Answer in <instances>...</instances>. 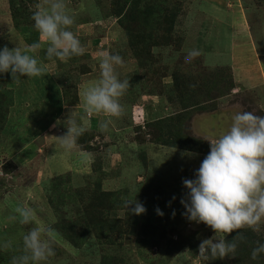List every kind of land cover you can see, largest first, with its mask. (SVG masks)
Returning a JSON list of instances; mask_svg holds the SVG:
<instances>
[{
	"label": "rangeland",
	"instance_id": "obj_1",
	"mask_svg": "<svg viewBox=\"0 0 264 264\" xmlns=\"http://www.w3.org/2000/svg\"><path fill=\"white\" fill-rule=\"evenodd\" d=\"M143 2L158 3L178 16L174 32L170 34L163 28L155 32V36L167 38L152 49L153 59L146 63L136 60L116 20L102 18L109 0H101V8L94 0H67L68 10L75 17L72 31L86 51L66 62L44 63L41 54L47 44L39 40L34 27L15 29L7 0H0V48L23 49L40 42L41 49L32 54L44 69L40 77H22L17 82L7 73L8 81H0V93L5 91L9 98L8 91L12 90L16 100V105L12 100L7 114L0 118V246L11 244L0 247V264H11L14 256L22 254V237L35 226L19 222L15 211L18 206L35 209L38 220L55 229V256L47 264H100L104 259L117 264H207L198 255V248L214 233L203 223L189 222L180 203L181 199L187 200L182 181L194 179L207 155L157 145L154 139L158 131L153 125L184 113H179L181 101L175 98L174 71L185 76L203 71L192 75L200 78L207 69L216 67L225 68V86L231 81L240 85L235 84L223 95L220 93L225 87L220 88L206 103L185 112L188 118L180 128L182 135L209 144L230 128L234 114L251 111L264 116V0ZM39 6L46 7L45 0H40ZM95 8L101 10V16ZM36 10L38 7L33 8ZM191 49L200 50L201 55L186 63L185 56ZM102 51L124 58L125 66L117 71L120 79L130 84L121 98L124 114L112 118L107 130L102 128L106 117L89 116L81 96L100 78ZM68 116L78 119L85 128L78 140L80 148L71 153L53 138L66 133L63 121ZM57 119L62 123L52 127ZM81 149L90 153L87 162H81ZM186 152L191 155H182ZM68 175L71 180H66ZM62 179L65 181L60 191H51ZM97 185L101 192L113 193L102 208L115 207L107 220L119 219L118 229L107 233L118 239L111 245L98 241L92 232L79 250L61 236L56 226L81 214V206L69 192L87 191L86 198L90 196L96 203L100 194ZM135 199L144 205V214H128L125 202ZM157 208L163 216L157 215ZM256 231L264 235V220ZM188 238L196 240V254L189 244L179 248V241ZM222 262L231 264L228 257Z\"/></svg>",
	"mask_w": 264,
	"mask_h": 264
},
{
	"label": "clouds",
	"instance_id": "obj_2",
	"mask_svg": "<svg viewBox=\"0 0 264 264\" xmlns=\"http://www.w3.org/2000/svg\"><path fill=\"white\" fill-rule=\"evenodd\" d=\"M45 3L47 6H38L31 19L39 40L47 44L46 57L66 62L74 56H82L86 49L72 31L75 17L68 10L67 0H45ZM41 47L40 42H33L23 49L18 46L0 48V75L10 73L12 80L17 82L22 77L42 76L44 69L32 54ZM200 55V50L191 49L185 62L191 63ZM124 66L121 55L100 52V78L81 93L84 110L89 116L103 114L106 117L102 125L104 130L113 122L112 118L121 117L125 111L121 98L130 84L127 79L121 80L117 71ZM61 123L57 119L52 127ZM63 126L66 133L53 138L62 149L71 153L80 148L78 140L85 128L78 119L70 116L63 121ZM208 142L209 153L195 171L194 179L182 181L187 200L181 199L180 203L189 222L203 223L213 231L212 237L201 241L198 255L204 261H215L235 257L238 240L243 239L239 230L245 227L258 230L264 220V116L251 111L238 112L232 117L230 128ZM79 157L81 162H87L90 153L81 149ZM125 208L129 215L139 216L146 211L136 199L126 201ZM15 211L21 224L35 226L23 235L22 254L14 256L11 264H47L49 258L55 256V229L39 221L35 209L29 206H18ZM156 213L163 216L158 208ZM233 232L237 235L231 240L226 239ZM10 246L8 243L0 247ZM262 254L264 243H258L251 251V259L255 261Z\"/></svg>",
	"mask_w": 264,
	"mask_h": 264
},
{
	"label": "trees",
	"instance_id": "obj_3",
	"mask_svg": "<svg viewBox=\"0 0 264 264\" xmlns=\"http://www.w3.org/2000/svg\"><path fill=\"white\" fill-rule=\"evenodd\" d=\"M94 1L97 2L101 8V0ZM7 2L14 28L31 29L34 23L31 19L32 14L35 12L33 8L39 6L40 0H7ZM143 3V0H109V7L102 18H114L116 20V24L124 31L128 47L133 57L140 62L146 63L153 59L151 51L160 44L159 40H165L167 38L163 36L157 37L155 36V32L161 28L170 34L172 31L174 32L178 16L171 10L167 11L166 9L160 8L159 5H157L158 3L151 4L149 2L148 5H143ZM94 12L100 14L99 16L102 14L101 10L99 9L98 12L97 8H95ZM45 52L46 51H43L41 54L44 63L60 61L55 58L49 60ZM224 69L225 68L218 69V67L211 71L207 69V73H204V76H200V78H195L192 75H199L203 71L196 74L191 73L190 75L186 73V76L183 73L174 71L172 79L174 81L175 98L181 101L179 113L188 112V110H192L193 107L197 108L202 102L206 103L209 99L208 97L210 95L212 96V93L220 90V88L224 90L225 87V92H221V95L233 90L235 87L234 82H228L227 86H225L227 80L223 76ZM8 78L9 76L7 73L0 75L1 82L6 83ZM67 93L68 91L64 93V96ZM8 94L9 98L6 96L5 91L0 93V118H2L4 114H7L8 111L6 109L12 100L16 105L14 91L9 90ZM1 96L4 98L1 99ZM174 102H172V104H176ZM184 113L169 117L163 123H155L153 126L157 128L158 136L155 137L154 141L157 145H168L171 148H177L188 152H200L207 155L210 150V145L208 143L185 138L182 135V130L180 128L183 127L185 120L188 118ZM197 145L200 146L197 147ZM202 148L203 150L200 151ZM66 180H71L70 175L67 176ZM64 181L65 180L62 179L56 182L51 191H60ZM96 189L100 193L97 195L98 202L96 203L90 199V196L86 198L89 194L87 191L77 190L69 192V196L76 199L77 203L81 206V214L76 217H69L56 226L61 236L66 238V240L68 239V241L71 242L70 244L79 250L87 242L86 237L90 236L92 232L96 233L98 241L109 242L111 245L118 239L111 238V235L107 233L118 229L119 219L107 220V216L115 212V207L110 205L104 210L102 208L105 205V199L112 197L113 193L101 192V187L99 185H97ZM124 230L126 231L125 225ZM239 231L243 239L238 240L239 246L235 257H228L231 260V264H264V254L255 261L251 259L252 249L256 247L258 243H264V235L258 234L257 231L252 228H244ZM117 233L120 235V230H118ZM236 235L237 232H233L229 234L226 239L231 240ZM83 237L86 238L84 243H82ZM195 241L196 240L189 238L184 241L180 240L179 248L189 244L192 253L196 254L197 250L194 246ZM100 264L117 263L113 262V260L107 262L104 259ZM207 264H223V262L222 260H215L207 261Z\"/></svg>",
	"mask_w": 264,
	"mask_h": 264
},
{
	"label": "crops",
	"instance_id": "obj_4",
	"mask_svg": "<svg viewBox=\"0 0 264 264\" xmlns=\"http://www.w3.org/2000/svg\"><path fill=\"white\" fill-rule=\"evenodd\" d=\"M234 81H235V80H234ZM235 84H236V86H237V84L240 85L237 81H235ZM48 137H49V136H48Z\"/></svg>",
	"mask_w": 264,
	"mask_h": 264
}]
</instances>
